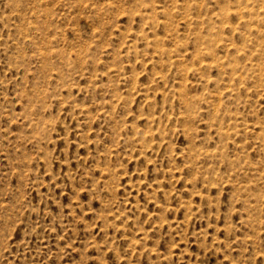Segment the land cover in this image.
<instances>
[{
	"label": "rangeland",
	"instance_id": "obj_1",
	"mask_svg": "<svg viewBox=\"0 0 264 264\" xmlns=\"http://www.w3.org/2000/svg\"><path fill=\"white\" fill-rule=\"evenodd\" d=\"M0 264H264V0H0Z\"/></svg>",
	"mask_w": 264,
	"mask_h": 264
}]
</instances>
